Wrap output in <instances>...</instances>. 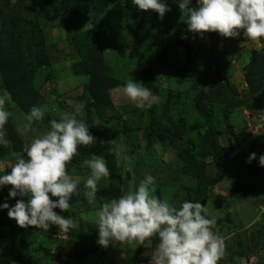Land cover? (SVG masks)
Wrapping results in <instances>:
<instances>
[{"label": "rangeland", "instance_id": "rangeland-1", "mask_svg": "<svg viewBox=\"0 0 264 264\" xmlns=\"http://www.w3.org/2000/svg\"><path fill=\"white\" fill-rule=\"evenodd\" d=\"M171 8L170 23L144 32L142 40L138 41L125 26L123 2H83L76 12L61 18L44 0H0L5 19L19 17L39 26L48 56V62L43 65L27 59L34 71L30 85L37 93L36 106L47 107L43 120L33 123L35 131H23L28 112L20 104L12 100L14 103H6L5 108L11 112L10 118L26 148L36 135L49 129L51 120L60 119L62 113L71 111L74 105H81L82 118L88 120L91 134L97 138L115 132L112 140L116 144L112 145L121 148L119 154L115 151L118 176L101 181L96 207L100 198L111 199L106 195L109 188L123 193L134 189L146 174H151L156 177L158 197L177 206L184 200H198L207 207L209 217L216 218V228L225 241V254L218 264H264V167L259 165L264 146L251 143L253 136L264 133V84L263 89L253 90L248 80L253 76L264 81V38L252 41L244 36L222 37L218 32L204 33L201 37L186 28L187 14L180 10L178 0L172 1ZM94 27L98 28L105 46L112 102L100 113L93 108L90 114L81 98L89 76L75 71L79 56L71 46V37ZM23 45L24 54L30 55L27 42ZM148 67L154 70L152 78L159 92L155 98L151 97L156 108L151 112L148 107H136L135 102L118 91V86L129 79L143 83V72ZM191 70L198 73L197 77L188 78L186 74ZM219 84L236 103L235 108L214 122L216 142L228 156L226 168L219 170L210 154L204 158L199 154L205 127L175 137L174 141L148 137L145 129L153 118L166 123L164 109L168 108L169 115L187 110L188 118L195 117L193 103L199 91L216 88ZM4 90L0 75V94ZM93 121H99L100 125L93 126ZM184 147L189 155L204 162L205 177L198 176L192 169L185 170L187 163L181 156ZM20 152L23 150L12 149L11 142L0 149V166L5 173L11 171L13 153ZM251 153H256L257 159L249 163ZM88 158L82 157L68 165L69 172L81 178V194L73 195L68 212L54 209L58 214L74 217L78 227L68 232L55 225L47 232L35 226L22 228L9 218L6 209H0V264L150 261L157 237L146 240L144 245L114 242L115 246L110 244L105 248L97 243L96 207L89 205L83 196V181L89 169L82 164ZM216 177L219 178L212 181ZM240 185L249 190L237 197L234 189ZM11 187L0 189V203L7 199L11 206L20 199L8 198ZM24 244L28 245L26 254ZM14 250L18 252V260L12 259Z\"/></svg>", "mask_w": 264, "mask_h": 264}, {"label": "clouds", "instance_id": "clouds-1", "mask_svg": "<svg viewBox=\"0 0 264 264\" xmlns=\"http://www.w3.org/2000/svg\"><path fill=\"white\" fill-rule=\"evenodd\" d=\"M132 2L141 10L156 12L161 20L171 10L167 0ZM178 4L187 14L188 31L201 37L204 33L218 32L222 37L235 38L242 30L249 40L264 38V0H195V6H192L193 0H178ZM118 91L138 108L151 107L152 90L142 82L129 79L118 86ZM6 103L14 102L11 93L4 90L0 94V147L10 143L5 126L11 112L5 108ZM46 111L44 105H33L25 114L23 131H35L33 123L42 121ZM82 113L79 104L71 111H64L61 118L51 120L49 129L36 135L23 152L13 153L10 172L5 173L0 166V189L11 185L8 198L20 197L11 206L6 199L0 203V209H6L18 226H35L44 232L52 225L63 232L78 227L74 217L58 214L54 209L68 212L72 196L81 194V178L70 173L68 165L78 155L80 146L96 143ZM96 125L100 122L93 121V126ZM108 143L115 145L116 141ZM114 151L119 154L121 148L116 146ZM256 159V153H251L248 162ZM259 165L264 167V154L259 156ZM82 166L89 169L83 181V196L89 205L96 207L100 183L109 177L110 170L105 158L95 153L85 159ZM156 191V177L146 174L138 186L119 197L100 198L95 211L97 243L105 248L110 244L115 246L114 242L144 245L146 240L157 237L149 264H218L225 254V241L216 228V218L207 214V207L198 200H184L177 206L158 197Z\"/></svg>", "mask_w": 264, "mask_h": 264}, {"label": "trees", "instance_id": "trees-1", "mask_svg": "<svg viewBox=\"0 0 264 264\" xmlns=\"http://www.w3.org/2000/svg\"><path fill=\"white\" fill-rule=\"evenodd\" d=\"M48 3L53 12L65 18L67 14L76 12L83 2H123L125 26L138 41H141L144 32L150 31L155 26H162L171 21L172 18V1L167 0V4L171 9L161 20L158 14L152 10H141L133 4L132 0H44ZM195 2V0H193ZM3 12L0 10V75L4 83V88L11 93L12 100L21 105L25 111L29 112L33 105H36L37 93L30 85L32 75L34 73L32 65L27 62L28 58L34 59L38 65H43L48 62V56L44 52L42 42V33L40 34L39 26L36 23H30L26 19L19 17H7L5 19ZM170 23V22H169ZM187 28V24L185 22ZM243 36L241 32L240 37ZM27 42V51L30 55L24 54V42ZM71 46L77 52L79 60L75 65V71L89 76V81L86 84L81 95L82 100L86 104L89 113L92 109L101 112L104 107L112 102L109 80L106 74V60L104 55V43L98 28H89L81 31L71 37ZM161 56V55H160ZM143 84L152 90V97L157 96L158 88L155 85L152 75L154 70L147 68L144 72ZM198 74V73H197ZM195 70H191L186 75L193 79L197 77ZM249 86L253 90L263 89L264 81L262 78L256 79L253 76L248 78ZM238 102V101H237ZM196 116L188 118V111H179L175 115H169L168 108L163 111V116H166V123L153 118L150 124L146 127L145 132L148 137L158 136L161 139L175 140V137L187 134L192 130L205 127L203 146L199 152L202 158L210 154L213 161L219 170L226 168L228 164V156L223 151V148L216 142L217 135L215 133V121L222 115L230 112L235 108L236 103L228 94L227 90L223 89L222 85L216 88L200 90L198 96L194 100ZM238 104H241L238 102ZM148 111H155V103L151 102ZM235 106V107H234ZM7 139L11 142L12 149L15 151L24 150L25 146L19 133L17 132L11 118L6 124ZM115 132H110L104 137H97L96 143L93 145L80 146L78 155L73 158L71 163H75L82 157L89 156L93 153L101 155L105 158L107 166L110 170L109 177L113 180L116 178V152L111 141ZM252 145L264 146V133L253 136L251 138ZM3 147H0L2 149ZM189 150L184 147L181 150V156L186 161L185 170L192 169L198 176L205 175V165L203 161H199L195 156L189 155ZM247 164V162H246ZM235 172V171H234ZM206 176V175H205ZM204 176V177H205ZM219 177L212 179L215 181ZM81 184L79 185V187ZM249 187L243 185L234 189V195L237 197L245 194ZM122 192L119 189L109 188L106 195L109 198L119 197ZM74 197V196H72ZM155 238V237H152ZM28 245L24 244V252L27 253ZM12 259L18 260V252L12 251Z\"/></svg>", "mask_w": 264, "mask_h": 264}, {"label": "built area", "instance_id": "built-area-1", "mask_svg": "<svg viewBox=\"0 0 264 264\" xmlns=\"http://www.w3.org/2000/svg\"><path fill=\"white\" fill-rule=\"evenodd\" d=\"M145 262H147V261H145ZM138 264H149V262H148V263L140 262V263H138Z\"/></svg>", "mask_w": 264, "mask_h": 264}]
</instances>
